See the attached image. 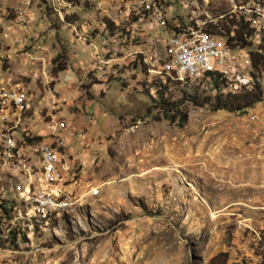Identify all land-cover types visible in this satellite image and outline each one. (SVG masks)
I'll return each mask as SVG.
<instances>
[{
    "label": "rangeland",
    "instance_id": "obj_1",
    "mask_svg": "<svg viewBox=\"0 0 264 264\" xmlns=\"http://www.w3.org/2000/svg\"><path fill=\"white\" fill-rule=\"evenodd\" d=\"M251 1L150 0L144 11L142 0H0V93L23 98H7L14 107L0 121V264H264V94L244 113L215 110L208 73L165 72L173 60L162 42L174 23L233 30L238 6ZM53 60L66 63L56 76ZM237 74L243 90L230 78L221 96L254 83L264 93L250 61ZM75 77L81 94L108 87L95 98L116 125L88 164L73 166L57 148L60 180L49 181L43 150L63 139L58 114L76 110L66 90ZM158 99L176 104L182 122L165 120ZM40 130L47 141L29 143ZM38 187L39 196L60 191L52 207L61 210H34Z\"/></svg>",
    "mask_w": 264,
    "mask_h": 264
},
{
    "label": "built area",
    "instance_id": "obj_2",
    "mask_svg": "<svg viewBox=\"0 0 264 264\" xmlns=\"http://www.w3.org/2000/svg\"><path fill=\"white\" fill-rule=\"evenodd\" d=\"M262 2H264V0H252L249 4L238 6L236 22L241 20L251 30V36L248 38V41L255 46L253 51L247 50L246 53L243 52L246 48L232 46L233 44L227 41L228 37L223 33L224 30H219V32L223 34L221 36L210 35L202 29L193 30V26H179L176 23L171 24L168 30H165L166 36L162 39V42L163 46H169L170 52L176 53V60L165 72L175 77H188L195 80L202 70H216L226 74V81H223V83L226 82V84L230 85L228 80L230 78H235L237 82L235 84L241 85V90H243V86L246 85L248 81L246 80L244 83L241 82L237 73L239 70L243 71L246 65H248L250 61L249 52L260 53V48L264 45V9H262ZM141 5L144 7V11H152L153 6L150 4V0H142ZM153 19L161 29H166V22L157 9L154 10ZM231 22H233V20ZM227 30L228 36L231 37L233 35V30ZM118 53L121 55L122 60L126 57L122 52L119 51ZM137 56L138 55H135V57ZM101 83L105 82L101 81ZM4 101H8L7 95H5ZM10 110H12V104L8 101V109L0 110V121L7 120V114ZM262 122H264V120ZM62 145L65 150V136H63ZM46 154L48 159L52 160L51 142L46 150ZM67 158L69 163H71L68 155ZM16 191L21 198H23V191H18V187H16ZM39 191L40 187H38L37 197H35V201L33 205H31L34 206V210L46 211L49 213L61 210L53 209V207L50 206V199H58L59 202L64 201V199L60 198V191L50 190V198H39ZM1 212L4 217L9 214L7 212L5 213L3 210ZM12 227H14V225L11 226V228Z\"/></svg>",
    "mask_w": 264,
    "mask_h": 264
},
{
    "label": "crops",
    "instance_id": "obj_3",
    "mask_svg": "<svg viewBox=\"0 0 264 264\" xmlns=\"http://www.w3.org/2000/svg\"><path fill=\"white\" fill-rule=\"evenodd\" d=\"M75 78L74 81L68 83L66 90L69 97H76V100L73 98V100H75L74 105L76 110L68 114L61 112V114H58V117L61 119L56 123L62 125L64 128L62 135L66 138L65 152L67 153L71 164L78 167L79 165L84 164V162L88 164L90 151L98 145V141L102 135L108 133L109 130L116 125V116L106 112L100 105H98L95 98L96 95L97 97L102 98L108 88L107 86L106 88H101L102 85L100 86V83H95L90 85L85 92H82L81 94L76 88L78 77ZM92 90L95 91H93L95 94L90 93ZM58 113H60V111H58ZM28 121L29 118L28 120H24V123L26 124ZM52 132L49 133L51 134ZM34 135L36 137H41V143L47 141V138L45 139L46 136L44 137V130H40L38 133L35 132ZM68 166L69 165L67 164V167ZM39 177L40 174L38 175V179Z\"/></svg>",
    "mask_w": 264,
    "mask_h": 264
},
{
    "label": "trees",
    "instance_id": "obj_4",
    "mask_svg": "<svg viewBox=\"0 0 264 264\" xmlns=\"http://www.w3.org/2000/svg\"><path fill=\"white\" fill-rule=\"evenodd\" d=\"M231 25H234L233 35L231 37L228 36V30L224 28V25L216 24V25H206L204 31L210 35H223L219 32V28L224 30V34L228 37L227 41L233 44L232 46H238L239 48H249L250 42L248 38L251 36V30L243 23L241 20L234 23L231 22ZM219 27V28H218ZM250 66L251 69L255 72L264 73V50L260 53L249 52ZM66 69V63L64 61L57 62L53 60L51 63L50 74L51 76H56L57 73L62 72ZM208 73V74H207ZM212 73V74H210ZM207 74L209 76L210 84L212 89L214 90L213 96V108L215 110H225L228 112L235 113H244L246 110L251 109L255 104L259 103L262 100L263 91L261 90L258 84H253L251 90L249 91H241L234 95H225L221 96L220 90L223 87V79L219 75H213L215 72L207 71L204 76ZM160 93V92H159ZM161 98V93L158 94V98ZM158 110L160 111L162 117L169 122H182L183 116L177 107L176 104L172 103H163L157 100ZM29 143H40L41 137H34L31 140H27ZM2 210L6 213L7 208L6 205H2ZM263 236L264 240V227H263ZM224 257V256H223ZM225 258L222 259L221 262L216 264H225Z\"/></svg>",
    "mask_w": 264,
    "mask_h": 264
},
{
    "label": "bare ground",
    "instance_id": "obj_5",
    "mask_svg": "<svg viewBox=\"0 0 264 264\" xmlns=\"http://www.w3.org/2000/svg\"><path fill=\"white\" fill-rule=\"evenodd\" d=\"M193 30H194V28H193ZM168 51H169V54L171 55L172 60H173V63H174L175 60H176V53L170 52L169 46H168ZM207 71H209V70H202V71H200V74H198L196 78H198V76L199 77H203L204 74ZM5 95H7V98L12 99L13 100L12 102L13 103L15 102L14 105H16V106H19L23 102V98H21L22 100L21 99H18V101H16L15 99L17 97L15 95H12V94L8 93V92H2V93H0V99L5 100ZM10 104H12V103H10ZM14 105L12 104V107H14ZM62 144H63V139H59L56 142V144H54V145H52V141H51V157H52V160H49L48 159V156L46 154V150L50 146V144L44 146L43 156L42 155L41 156H42V159L44 161L43 162L44 163V174L46 175V178L49 181H52V180L58 181V180H60V172L57 170V168H55V165L57 163V153H56L57 151L56 150H58L57 148L63 147ZM5 148H6V150H5L6 155L9 158H12L14 156V152L13 151L15 149V147H14V141L11 140L10 138H8ZM51 172H52V174H51ZM40 191H41V188H40ZM96 194H98V192ZM39 198H50V193H45V194L39 196ZM60 198H61V192H60ZM34 201H35V198H34ZM54 205H55V202L53 201V199H50V206L52 207ZM53 209H54V207H53Z\"/></svg>",
    "mask_w": 264,
    "mask_h": 264
}]
</instances>
